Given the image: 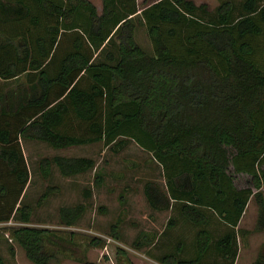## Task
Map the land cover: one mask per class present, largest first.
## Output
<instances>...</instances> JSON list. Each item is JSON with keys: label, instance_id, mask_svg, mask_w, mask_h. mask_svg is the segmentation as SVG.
<instances>
[{"label": "trees", "instance_id": "1", "mask_svg": "<svg viewBox=\"0 0 264 264\" xmlns=\"http://www.w3.org/2000/svg\"><path fill=\"white\" fill-rule=\"evenodd\" d=\"M100 1L98 9L92 0H0V240L17 241L33 264H99L76 254L107 245L73 229L84 203L59 207L58 228L32 225L21 140L53 149L101 142L114 153L133 141L162 170L164 188L143 185L148 206L172 215L132 247H162L147 249L161 264H234L239 240L264 232V0H219L212 9L193 0ZM139 27L151 53L136 39ZM94 165L56 154L38 169L48 181L52 166L67 177ZM56 190L46 185L37 203ZM250 199L248 230L238 224ZM179 222L192 240L167 248ZM116 252L115 264H133ZM250 264H264V243Z\"/></svg>", "mask_w": 264, "mask_h": 264}, {"label": "rangeland", "instance_id": "2", "mask_svg": "<svg viewBox=\"0 0 264 264\" xmlns=\"http://www.w3.org/2000/svg\"><path fill=\"white\" fill-rule=\"evenodd\" d=\"M193 1L196 4L205 2L212 9L219 0ZM136 39L147 52H152L150 42L141 27L137 29ZM102 57L100 55L99 59ZM21 144L30 175L24 190L23 202L31 207L32 225L58 228L59 207L84 203L86 210L73 229L103 237L107 245L101 251L80 247L76 250L78 257H85L99 264H115L116 250L120 247L133 264H161L147 254L148 247L140 249L132 247L139 232L148 231L159 235L165 228L167 219L172 215L171 210H152L143 195V185L148 180L158 183L162 188L165 187L161 167L151 158L149 152L133 141L119 153L112 152L101 142L66 149H53L35 140L25 142L22 139ZM56 154L88 156L94 159L95 165L84 173L67 177L60 175L57 168L52 166L49 180L44 181L38 169L39 160ZM48 184L57 186L58 190L48 195L42 204H38L37 201ZM85 189L91 191L90 196H84ZM262 190L264 191V187ZM255 216L256 205L254 200L250 199L238 227L253 229ZM118 219H120L117 226L118 239H114L109 232ZM221 229L223 228L220 226ZM167 235L173 241L184 239L189 244L193 230L187 224L179 222ZM244 241L239 240L238 264H250L253 261L259 246L264 243V232H252L248 235L246 244ZM149 250L154 255L163 251L162 247L157 248L156 245L150 246ZM0 255L5 264H33L26 258L23 248L15 240H0ZM60 264L82 263L64 258Z\"/></svg>", "mask_w": 264, "mask_h": 264}, {"label": "crops", "instance_id": "3", "mask_svg": "<svg viewBox=\"0 0 264 264\" xmlns=\"http://www.w3.org/2000/svg\"><path fill=\"white\" fill-rule=\"evenodd\" d=\"M95 1H96V2H95ZM136 1H137L138 4H140L143 0H136ZM92 2L97 6L98 9H100V7H101V1H100V0H92ZM9 84H10V83L8 82V85H9ZM23 141L27 142V141H34V140L23 139ZM21 145H22V144H21ZM73 147H74V146H73ZM22 150H23V148H22ZM23 153H24V152H23ZM24 155H25V153H24ZM59 155H61V154H59ZM241 220H242V217H241V219H240V221H239V224H240ZM169 232H171V228H170V231H169ZM169 235H170V234H169ZM164 239H165V240L167 241V243H168V244H167V248L173 246L174 241L171 240L170 237L168 238V235H167V237H165ZM169 241H170V242H169ZM238 255H239V253H238ZM234 264H238V256H237V258H236Z\"/></svg>", "mask_w": 264, "mask_h": 264}]
</instances>
